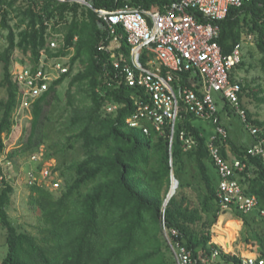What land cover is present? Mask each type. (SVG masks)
I'll use <instances>...</instances> for the list:
<instances>
[{
  "label": "trees",
  "instance_id": "16d2710c",
  "mask_svg": "<svg viewBox=\"0 0 264 264\" xmlns=\"http://www.w3.org/2000/svg\"><path fill=\"white\" fill-rule=\"evenodd\" d=\"M168 1L93 0V4L108 10L126 4L150 10L163 9ZM260 3L248 0L231 8L220 21L218 41L224 52L230 53L246 33L254 34L264 70V10ZM100 20L93 9L77 1L22 0L19 4V0H0V28L8 31L7 46L0 49L4 69L0 87L8 91L7 98L0 101V155L6 147L4 136L13 129V112L22 100L11 72L15 49L30 52L34 63L39 62L43 50L53 56L68 55L70 47L75 49L69 72L30 103L31 127L16 150L32 157L39 154L42 145L50 147V157L58 161L52 171L59 173L60 192L56 194L45 183L27 181L30 204L38 213L33 233L10 218L8 206L14 188L4 180L0 186V231L6 234L8 252L0 264H178L172 247L177 249L178 243L198 264H241L239 255L213 242V227L221 215L220 176L204 132L196 123L201 118L183 110L174 129L166 122L158 132L145 119L148 133L143 126H130L133 96L146 97L147 92L143 87L128 86L114 65L115 59L129 57L131 52L122 29L118 31L116 57L111 50L100 49L108 47L111 40ZM60 24L66 27V44L54 52L47 45V35L50 26L59 31ZM77 62L80 67L75 71ZM243 64L242 60L231 71L233 80ZM66 80L67 111L71 107L67 115L59 112L60 89ZM239 82L240 102L245 108L242 98L247 87ZM228 108L226 103L219 109L220 117ZM246 111L250 123L259 128L255 143L264 137V121L253 119ZM187 139L193 140L191 147ZM228 141L232 152L247 163L240 181L259 201L253 211L235 214L242 218L243 237L250 250L264 259V159L248 154L250 145ZM223 154L227 155L226 147ZM1 160L0 156L3 175ZM43 167L39 163L37 172ZM172 170L179 186L165 205ZM2 238L0 235V244Z\"/></svg>",
  "mask_w": 264,
  "mask_h": 264
},
{
  "label": "built area",
  "instance_id": "2783aa9c",
  "mask_svg": "<svg viewBox=\"0 0 264 264\" xmlns=\"http://www.w3.org/2000/svg\"><path fill=\"white\" fill-rule=\"evenodd\" d=\"M70 1L80 2L98 14L100 26L111 37L109 46H101L100 49L111 50L112 57H116L114 50L120 45L119 29H122L131 46L130 56L115 59L114 65L123 74L128 86L143 87L147 95L133 96L135 110L128 118L129 125L143 126L148 133L149 128L142 121L145 119L151 121L158 132H162L166 122H171L174 129L183 110L192 112L198 118L213 120L217 132L207 144L220 176L218 197L221 212L248 213L257 208V195L246 192L239 179L247 163L229 148V132L220 123L215 95L218 93L219 98L237 110L244 121L248 120L240 102L241 84L239 80L231 78V71L243 60L245 40L236 44L230 53H225L218 41L221 36L220 21L227 17L231 8L240 7L248 0H169L163 9L150 10L129 4L108 10L95 7L93 0ZM260 5L264 10V0ZM49 29L47 45L57 52L66 44L65 34L51 29V26ZM247 36L254 40V34ZM67 56H52L43 50L38 63L19 61L11 69L24 103L40 97L56 80L69 72ZM144 58L145 62L142 60ZM112 108L108 107L109 110ZM248 126L256 136L259 128ZM186 142L188 147L193 144L191 139ZM223 147H226V156ZM248 154L264 159V137L249 146ZM32 159L38 162L39 154L33 155ZM54 175L50 168H42L38 172L29 169L26 174L29 184L48 181L57 189L61 180L58 176L54 178ZM5 179L8 180V176L3 170L0 186ZM176 232L173 230V233ZM172 247L178 264H198L185 246L178 243L177 249ZM218 252V249L215 250L214 257ZM237 255L241 258V264H264V259L253 251Z\"/></svg>",
  "mask_w": 264,
  "mask_h": 264
},
{
  "label": "rangeland",
  "instance_id": "374dc122",
  "mask_svg": "<svg viewBox=\"0 0 264 264\" xmlns=\"http://www.w3.org/2000/svg\"><path fill=\"white\" fill-rule=\"evenodd\" d=\"M22 0H19V4ZM18 19L16 18L12 23H16ZM60 28L59 32L66 35V27L63 24L58 26ZM7 30L0 28V49H4L7 46ZM252 34V33H249ZM246 33L245 37L242 39L244 41L243 50L244 64L239 66L235 71V78L242 81L246 85L247 89L243 93V104L246 109L249 110L253 119H258L264 121V70H263V55L256 46L255 38L250 40ZM48 39V38H47ZM247 39V41H246ZM48 42V41H47ZM71 53L67 56L68 64H70L72 57L75 54V49H71ZM21 61L22 63L28 64L31 60V53L28 52L24 54L21 49H15L12 68ZM24 61V62H23ZM80 63L75 64V71H78ZM4 69L3 64L0 63V81L3 79ZM69 88L68 80H66L61 86V108L59 112L65 111V115L71 112V107L67 111L66 104L68 101L67 90ZM8 91L5 87H0V101L7 98ZM218 100L219 109H223L226 103L219 98V94L215 93ZM31 100L24 103L23 100L20 101L19 105L15 108L13 112L14 125L12 131L4 136V141L6 144L4 153L1 154V165L3 166L6 175L8 176V181L12 183L14 191L11 194V201L8 206V214L12 221L29 232H35L34 226L38 225V213L33 209L30 204V194L31 191L27 186V172L29 169H34L37 171L38 164H43V169H52L57 165L58 161L55 158L50 157V147L42 145L39 151V160L36 162L28 153L16 152L17 148L21 147L25 136L32 123V113H31ZM229 107L232 106L229 104ZM228 108L223 112L221 120L224 126H227L229 132L230 140H233L237 144L251 145L255 136L251 133L248 125L252 126L249 120L244 121L237 110L231 111ZM245 110L247 117L248 113ZM2 113L0 112V116ZM58 116V115H57ZM197 125L200 126L204 132L207 141H210L211 137L216 134L217 126L213 120L197 119ZM229 144V141H228ZM231 149V144H229ZM12 155V157H11ZM40 171V170H39ZM59 173H55L58 176ZM44 183V182H43ZM45 184L49 189L53 190L56 194H59L60 189H55L50 182L45 181ZM176 188V185H173ZM226 214L221 212V216L217 224L213 227V242L221 244L224 249H227L231 253L236 254H248L251 253L250 245L247 243L243 237L244 223L242 218H239L237 214L232 213V211ZM223 214V215H222ZM226 214V215H224ZM218 225V226H216ZM0 231L2 238V244H0V263L6 256L8 252V246L5 243V233ZM230 242L232 243L231 245Z\"/></svg>",
  "mask_w": 264,
  "mask_h": 264
},
{
  "label": "water",
  "instance_id": "95a60500",
  "mask_svg": "<svg viewBox=\"0 0 264 264\" xmlns=\"http://www.w3.org/2000/svg\"><path fill=\"white\" fill-rule=\"evenodd\" d=\"M173 185H176V188L173 187ZM178 186H179V180L176 178L174 171L172 170V172H171V187H170L169 193L167 195L165 205H167V203L169 202L171 197L176 193Z\"/></svg>",
  "mask_w": 264,
  "mask_h": 264
},
{
  "label": "crops",
  "instance_id": "0c3cea01",
  "mask_svg": "<svg viewBox=\"0 0 264 264\" xmlns=\"http://www.w3.org/2000/svg\"><path fill=\"white\" fill-rule=\"evenodd\" d=\"M226 214H230V213H226ZM226 214H224V215H226ZM223 215V214H222ZM221 216V215H220ZM216 226H218V225H216ZM232 243L230 242V244L229 245H231ZM219 245H221V244H219ZM222 246V245H221ZM226 251H228L227 249H225Z\"/></svg>",
  "mask_w": 264,
  "mask_h": 264
}]
</instances>
